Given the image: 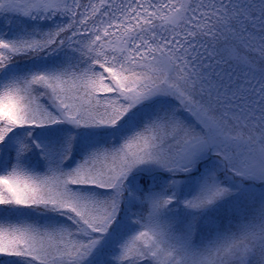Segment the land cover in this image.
<instances>
[{"label": "snow or ice", "instance_id": "6c2138e0", "mask_svg": "<svg viewBox=\"0 0 264 264\" xmlns=\"http://www.w3.org/2000/svg\"><path fill=\"white\" fill-rule=\"evenodd\" d=\"M3 17L0 264H264V0Z\"/></svg>", "mask_w": 264, "mask_h": 264}, {"label": "trees", "instance_id": "16d2710c", "mask_svg": "<svg viewBox=\"0 0 264 264\" xmlns=\"http://www.w3.org/2000/svg\"><path fill=\"white\" fill-rule=\"evenodd\" d=\"M117 2H119V0H117ZM81 3L85 4V5L90 4V3H94L96 5H99V0H81ZM17 23H19L18 18H14V17L0 18V31H7L9 26L14 27ZM158 23H161V22L158 21ZM4 226L7 227V224H5ZM0 259H2L4 261L8 260L7 257H0Z\"/></svg>", "mask_w": 264, "mask_h": 264}, {"label": "rangeland", "instance_id": "374dc122", "mask_svg": "<svg viewBox=\"0 0 264 264\" xmlns=\"http://www.w3.org/2000/svg\"><path fill=\"white\" fill-rule=\"evenodd\" d=\"M115 39V38H114Z\"/></svg>", "mask_w": 264, "mask_h": 264}]
</instances>
